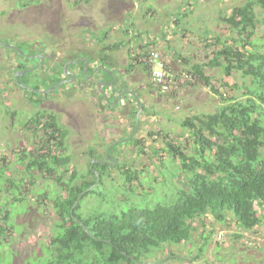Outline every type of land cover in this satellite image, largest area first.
<instances>
[{
	"label": "rangeland",
	"instance_id": "374dc122",
	"mask_svg": "<svg viewBox=\"0 0 264 264\" xmlns=\"http://www.w3.org/2000/svg\"><path fill=\"white\" fill-rule=\"evenodd\" d=\"M247 1L41 0L43 2L41 11L44 13L42 15L34 8L30 11H17L21 7L18 0H0V42L19 47L24 53L29 52L27 55L36 52L35 55L44 58L43 66L32 77L38 80L35 82L40 88L39 91L54 86L51 85V80L56 74L57 77L59 76L60 61L63 57L70 61L86 57L95 62L98 56L103 55L102 53L110 56L109 61L103 62L104 66L106 65V72L96 70L97 66H95L88 74L93 76L99 73V75L94 76L92 80L79 77L73 83L61 85L58 90L45 95L46 97L40 95L42 105L39 107L29 104L28 98L31 94L18 90L12 83L7 82L11 74V66L18 56L12 50L0 46V211H3L6 198H9L8 194H4L5 190L2 191L6 177L19 179L24 176L27 158L19 157L23 154L28 157V151L35 150L36 142L39 140L36 135L33 136L32 130L21 128V125L28 122L39 109L57 115L58 123L68 130L66 154L70 156V164L68 173L63 177L67 179L74 172L83 174L84 170L88 169L87 155L92 152L95 155L93 160H100L102 154L112 144L111 141L126 138L129 125V119L126 118L127 109L122 105L123 101L130 100V97L122 99L109 109L108 101L96 99L94 82L115 76L113 92L116 95L128 84L130 88L131 85L138 86L135 84L140 80L133 79L136 82L134 83L127 75L132 69H141L143 64L136 63L135 67L127 72L133 62L130 55L133 54L132 58L138 54L142 56L152 49L157 50L165 60H168L169 70L173 75H178L179 79L184 75H189L190 78L180 80L182 85L174 86L170 94L159 95L152 87L146 93L147 96L142 95L144 90L141 91L145 113L140 115L141 121L136 135L143 151L139 153L140 148L130 147V144H116L111 156L116 161L119 158L121 163H126L123 171L131 170L138 173L139 183L145 186V192L142 193L135 182L132 186H137L135 196L141 194L138 200L142 205L170 203L169 194L173 183L178 179L169 173L174 169L169 162L170 156L162 151L166 148V142L177 137V141L174 139L171 143L175 141L182 151H190L193 144L189 138H186L187 131L180 125L182 121L196 114L214 112L221 104L219 94L226 93L225 97L234 96L236 91L234 88L230 90L229 86L233 84L242 86L240 74L225 76L220 68L205 66L204 74L210 79L209 83L212 87L218 91L216 94L193 77L190 67L193 64H206L212 58V51L219 48L217 37L221 40H230L233 34L220 17L225 18L233 7L241 6ZM44 4L48 6L47 11ZM57 10H60V17L55 14ZM255 10L261 12L258 7H255ZM1 12H4V15ZM14 12L16 13L13 15ZM122 13H124L123 17ZM258 18L262 20L264 13ZM49 20L55 23L61 21L58 29L62 30L58 32L59 34L57 29L55 30L56 24L51 35L50 30L45 28ZM45 34L49 37L44 36ZM24 39L26 40L23 41ZM252 40L264 50L263 22L257 23ZM117 41L124 50L118 52L117 49H110ZM28 44L33 46L36 44L38 48L29 50ZM69 48L71 50H66ZM61 50L66 51L62 53ZM110 58L113 62H110ZM18 59L21 60L20 57ZM183 60L188 62L185 63ZM27 64L34 66L35 63L32 60ZM225 83L229 86H223ZM6 84L11 88L9 92L4 91ZM237 92L241 96L245 90L240 89ZM140 93L136 91L135 94L142 101ZM133 98L131 101H136ZM130 109L132 111L135 107ZM146 110L150 111V115ZM43 122L45 120L40 121V127H43ZM153 149L157 154H152ZM152 156L154 158H151ZM20 159H23L21 164ZM117 166L118 164L109 169L111 177L102 185L111 188L110 184L114 182L115 187H124V180L121 171L116 170ZM43 175L39 172H33L30 177L25 175L22 183L27 194L26 200L23 204L10 207L13 228L6 233L9 244L0 247V264H35L45 257L56 218L51 201L42 199L39 205H35L33 199L45 189H48L52 197L56 187L53 188L54 192L50 191L49 185L53 184V179L50 175L47 177ZM51 175L53 176L54 173ZM86 178L91 179L90 176ZM150 184L154 185V191L149 190ZM44 193L49 196L47 192ZM127 194L130 196L121 194L120 198L124 199L122 202L131 203L137 198L134 194ZM90 201L93 204V201ZM83 207L81 210L83 213H88L92 209V206H85L84 209ZM123 208L127 209V204L123 205ZM257 211L261 223L252 231L242 229L232 212H225L227 216L220 223H217L211 214L201 217L195 221L197 227L192 233L191 240L187 244L173 246L170 250L174 256L190 259L199 253V248L204 242L201 238L202 234L212 232L206 240L209 246L204 250L201 259L196 262L197 264H264V209L257 208ZM226 223L230 224V227L225 225ZM233 233L239 234L240 238L235 239L230 236ZM218 234L224 236L222 240L216 237ZM159 257L161 258L157 253L152 259ZM217 258L220 260L218 261ZM152 259L149 258L150 261ZM167 261L169 260L167 259L165 264H188L178 260Z\"/></svg>",
	"mask_w": 264,
	"mask_h": 264
},
{
	"label": "trees",
	"instance_id": "16d2710c",
	"mask_svg": "<svg viewBox=\"0 0 264 264\" xmlns=\"http://www.w3.org/2000/svg\"><path fill=\"white\" fill-rule=\"evenodd\" d=\"M255 7L261 12L256 11ZM262 13L264 0H248L241 6L233 7L228 16L220 17L233 34L230 40L217 37L219 48L212 51V58L206 64H193L190 67L193 77L216 94L218 91L212 87L210 79L204 74L205 66L218 67L225 76L240 74L242 86L223 84L225 87L229 86L230 90L234 88L236 95L225 97L226 93L219 94L221 104L214 112L196 114L182 121L180 125L187 131L186 138L193 144L190 151H182L175 141L174 144L171 143V140L177 141V137L166 142V148L162 151L170 156L169 162L174 169L169 173L178 179L172 185L168 200L170 203L142 205L138 200L141 194L135 196V190L139 186L143 193L145 186L139 183L137 172L123 171L126 163H121L119 158L116 170L121 171L124 187H115L114 182L110 184L111 188L102 185L111 177L109 167L99 163L91 167V160L95 155L90 151L87 155L88 169H85L83 174L71 173L65 179L63 175L68 173L70 164V156L66 154L68 130L61 127L55 115L39 109L28 122H24L27 125L32 124L29 129L39 138L36 142L37 152L34 156L27 157L24 176L19 179L6 177L2 189L9 198H6L3 211H0V247L9 244L6 233L13 228L10 207L24 203L27 194L22 182L34 171L45 174V177H52L50 191L56 187L52 197L48 189H45L33 199L35 205H39L42 199L51 201L56 218L45 257L35 264H156L169 255V261L197 264L209 246L206 240L212 232L202 234L204 242L199 248V253L190 259L175 257L170 250L173 246L184 245L191 240L192 233L196 231L197 219L211 214L217 223H220L227 216L225 212H232L242 229L255 230L261 223L257 208L264 209V50L256 45L252 38L257 23H264V18H258ZM149 51L142 56L134 55L127 72L135 67L136 63H143L145 59L149 61ZM19 57L21 60L18 59V62L15 61L11 66L7 82L12 83L16 89L31 94L28 98L29 104L38 106L42 97L20 87L13 79V74L17 71L29 69L27 63L32 61ZM98 60L103 63L109 61V57L99 56ZM77 65L80 67L82 63ZM151 68L149 64L150 71ZM36 73L38 71L21 76L20 83L39 90L36 84L38 80L32 79ZM57 75L51 80V85H55L64 77L62 71L58 77ZM6 85L4 91L9 92L11 88ZM240 89L245 90L241 96L237 92ZM135 112L136 108L131 112L132 121ZM146 112L149 114L150 111ZM41 120H45L43 127H40ZM128 144L130 147L140 148L141 142L133 138L121 145ZM114 149L115 146L110 149V156ZM142 151L140 148L139 153ZM152 154H157V151L153 149ZM19 163H22V159ZM93 170L100 176L99 184L84 193L74 207L78 196L95 183ZM134 182L137 183L136 187L132 186ZM154 189V185L150 184L149 190ZM127 193L134 194L137 198L131 203L122 202L124 199L120 198L121 194L126 196ZM125 204L127 209L123 208ZM82 206L83 209L85 206H92V209L83 213ZM79 223H82L87 231ZM225 225L230 227L228 223ZM230 236L240 238L236 233ZM157 253L161 258L152 259ZM165 263L166 261L161 264Z\"/></svg>",
	"mask_w": 264,
	"mask_h": 264
},
{
	"label": "flooded vegetation",
	"instance_id": "af4514ba",
	"mask_svg": "<svg viewBox=\"0 0 264 264\" xmlns=\"http://www.w3.org/2000/svg\"><path fill=\"white\" fill-rule=\"evenodd\" d=\"M19 2H20V4H21V7L17 10V11H22V10H32V8H34L35 10H39L41 13H42V15L44 14L42 11H41V9L43 8V2H41V0H18ZM38 1V2H37ZM33 2H35L36 4H32ZM44 7L46 8V10L45 11H47L48 10V6H45V4H44ZM13 11H14V9H13ZM16 12H14L13 13V15L15 14ZM1 14L2 15H4V12H1ZM46 14V13H45ZM55 14H56V16L57 17H60V10H57L56 12H55ZM61 23V21H58V22H54L53 20H49L47 23H46V27L45 28H48V30H50V35L52 34V32H53V28H54V24H56V27H55V30L57 29V33L60 31L61 32V28H59L58 29V27H59V24ZM59 32V33H60ZM58 33V34H59ZM44 36H47V37H49V35H44ZM26 39H24L23 41H25ZM47 42H48V40H47ZM46 42V43H47ZM46 46H47V44H46ZM45 46V47H46ZM28 47H29V50H34V49H36V48H38L37 47V45L35 44V46H33V44H28ZM18 49H20V50H22L21 48H19V47H17ZM39 49H42V48H39ZM66 50H71V48H69V49H66ZM66 50H61L62 51V53L64 52V51H66ZM13 52H14V50H12ZM23 51V50H22ZM27 52V51H26ZM42 52V51H41ZM16 53V52H15ZM27 53H29V52H27ZM36 53V52H35ZM35 53L34 54H32V55H35ZM40 54V53H39ZM42 54L43 55H45L43 52H42ZM16 55L18 56L19 54H17L16 53ZM104 55V57H110V56H108V55H105V54H103ZM20 56V55H19ZM19 56H18V58H19ZM45 57H46V55H45ZM18 58L16 59L15 58V60H16V62H18ZM24 58V57H23ZM130 59L131 60H133V58L132 57H130ZM32 60H34V66H30L29 67V69L30 68H33V67H35V66H37L38 64H39V59H32ZM48 60V58H46V61ZM64 60H67L66 62H68V61H70L69 59H64V57H63V59L60 61V64L64 61ZM44 61V60H43ZM65 62V63H66ZM92 62V60L89 58V65H88V70H87V75L89 76L90 74H88L89 72H91L92 70H93V68L95 67V66H97L96 67V69H98L99 67H100V65H97V63H91ZM96 62V61H95ZM64 63V64H65ZM82 63V65L79 67L78 65H71V66H69L68 67V70L71 72V73H76L77 74V78L76 79H78L79 77H81V78H83V76H82V70H83V66H84V62H81ZM81 63H79V64H81ZM64 64L63 65H61L60 67H61V71L63 72V66H64ZM143 66L141 67V69L139 68V69H136V70H134V69H132L131 71V73L130 74H128L127 76L128 77H130V78H132V81H133V79H138V80H140V81H137L138 83L137 84H135V85H138V86H134V85H131V88L130 87H128V86H130L129 84L127 85V87L126 88H124V89H120L119 91H118V94H120V92H122V91H132V92H135L136 93V91H138L139 93L141 92V91H143V94L142 95H145V96H147L146 95V93L148 92V90L150 89V87H152L151 86V83H150V73H151V71L149 70V64H150V68H151V63H150V61H148L147 59H145V61H143ZM107 65H109V64H107ZM43 66V63H42V65L40 66V67H38V69H36V70H34V71H38V70H40V68ZM106 66V65H105ZM134 68V67H133ZM33 72V71H32ZM134 72V74H132ZM1 73V72H0ZM96 75H99V73H97ZM95 74L90 78V79H87V80H92L93 78H94V76H96ZM64 79H66L65 78V76L63 77V78H61L58 82H60V81H62V80H64ZM103 80V79H102ZM76 81V80H75ZM104 82H106V83H108V84H110L112 81H113V78L111 77V76H108V79H104L103 80ZM141 81H143V82H141ZM3 82V81H2ZM57 82V83H58ZM134 83H136L135 81H133ZM56 83V84H57ZM133 83V84H134ZM55 84V85H56ZM96 84H97V82H94V84H93V87H94V92H95V94L94 95H96V99H101L102 101H104L105 100V97L98 91V89H97V87H96ZM54 85V86H55ZM115 85V84H114ZM114 85L113 86H102V90L106 93V95H107V97H108V99H109V103H110V101L112 100H114L116 97H117V95L116 94H114V92H113V89H114ZM27 87V86H26ZM60 88V87H59ZM58 90V89H57ZM140 90V91H139ZM145 92V93H144ZM142 93V92H141ZM141 93H140V98H142V95H141ZM158 94V93H157ZM44 97H46V96H44ZM126 97H130L129 99L130 100H124L123 101V105H122V107H124L125 109H127V114H126V118H128L129 119V125H128V133H127V135L125 136L126 138L127 137H129L130 135H131V133H132V131H133V129H134V126H135V121H136V112H137V109H138V106H137V104H136V102L137 101H131L132 100V98H133V96L132 95H130V94H123L121 97H120V99H119V101H121L122 99H125ZM138 98H139V96H138ZM134 99V98H133ZM118 101V102H119ZM141 103H142V105H143V107H142V111H141V113H140V115L142 114L143 115V113H145V104H144V100H143V98H142V101H141ZM41 105H42V103L41 102H39V104H38V106L39 107H41ZM104 106V105H103ZM108 106H110V108L109 109H112L111 107V105L109 104ZM132 107H135L136 108V112H135V117H134V123H132V114H131V109L130 108H132ZM130 109V110H129ZM42 111H45V112H48V113H50L48 110H42ZM35 114V113H34ZM51 114H53V113H51ZM53 115H55V114H53ZM55 117H56V120H57V115H55ZM139 121H141V116H139ZM139 121H138V127H139ZM58 122V121H57ZM36 124V121H34V125ZM30 125H32L31 123L29 124V125H27V124H23V125H21V128L23 127L24 129L25 128H29V126ZM133 126V127H132ZM138 127H137V129H138ZM30 130H32V129H30ZM33 131V130H32ZM136 133H137V130H136ZM136 133L134 134V136H133V138H137V135H136ZM33 136L35 137V134L33 133ZM32 136V137H33ZM32 137H30V138H32ZM132 138V139H133ZM113 142H116V140L115 141H111L110 143H112L113 144ZM35 143V142H34ZM36 147V146H35ZM36 152H37V149H35V150H33V151H28V157H30V155H35L36 154ZM110 152V151H109ZM33 155V156H34ZM23 157V159H26L27 157H26V154H23L22 156H20L19 158H22ZM109 157L110 158H112L113 159V157L112 156H110L109 155ZM22 159V160H23ZM100 160H102V161H104L105 163H99V164H101V165H105V166H108L109 167V169H111V168H113V167H115L117 164H118V162H117V164L116 165H114L113 167H112V165H113V163L111 162V161H105V154L103 155V157H101L100 158ZM35 172V171H34Z\"/></svg>",
	"mask_w": 264,
	"mask_h": 264
},
{
	"label": "water",
	"instance_id": "95a60500",
	"mask_svg": "<svg viewBox=\"0 0 264 264\" xmlns=\"http://www.w3.org/2000/svg\"><path fill=\"white\" fill-rule=\"evenodd\" d=\"M0 46H2L4 48H7L9 50H14V52H16L17 54H19L21 57H24V58H27V59H39L40 62H39V64L37 66H35L33 68H30V69L17 71L13 75V79L16 82V84H18L22 88H27L29 91L34 92V93H36L38 95H43V96L44 95H47L48 93H52V92L56 91L57 89H59V87L61 85L65 84V83H69L70 84V83L75 82V80L77 78V74L76 73H71L68 70V67L71 66V65H77V64H79L81 62H84V66H83V70H82V76H83V78L87 80V79H90L92 77V74H90L89 76L87 75L89 60L86 57H82V58H79V59H76V60H73V61H68V62H66L64 64V66H63V74H64V76H65L66 79L58 82L52 88H49V89H47L45 91H39V90H35V89L31 88V87H26V86H24V85H22L20 83L19 78L21 76H24L26 73H30V72L38 69V67H40L42 65V63H43V60H44L43 56H40V55H27V53H24L22 50L14 47V46L4 44L2 42H0ZM96 70L103 71V72H106L107 71L106 68H105V66H104V63H101L100 64V67L98 69H96ZM115 82H116V77L115 76H113V81L110 84L104 82L103 80L97 81L96 87H97L98 91L105 97V100L108 101V102H109V99H108L106 93L102 90V86H113L115 84ZM125 93L126 94L128 93V94L132 95L136 99V101H137L138 109H137V112H136V123H135L134 129H133V131H132V133H131V135L129 137L124 138V139H121V140H118L116 142H113V144H110L109 147L107 148V150L105 152V161H111L113 163L112 167L117 164V161L109 157V151H110V149L112 147L116 146V144L117 145H120L122 143H126V142H128L129 140H131L133 138L134 134L136 133L137 127H138L139 116H140V113H141L142 107H143V105L141 103V100L132 91H122V92H120V94L117 95V97L115 98V100L113 102H110L109 104L111 106L116 105L118 103L120 97L123 94H125ZM95 163H105V162L102 161V160H92L91 167ZM92 172L96 176L95 183L91 187H89L85 192H83L82 194H80L78 196V198H77V200H76V202L74 204V207L76 206V204L78 203L79 199L82 197V195L84 193H86L88 191H91L94 187H96L99 184V182H100V176H99L98 172L95 171V170H93ZM71 213H72V211H71ZM79 224L82 227H84L82 223H79ZM84 229L87 231L86 227H84ZM170 257L171 256L169 255L166 258L162 259L161 261L157 262L156 264H161V263L165 262L167 259H169ZM175 257H178V256H175ZM178 258L183 259L182 257H178ZM141 264H143V263H141ZM189 264H191V263H189Z\"/></svg>",
	"mask_w": 264,
	"mask_h": 264
},
{
	"label": "built area",
	"instance_id": "2783aa9c",
	"mask_svg": "<svg viewBox=\"0 0 264 264\" xmlns=\"http://www.w3.org/2000/svg\"><path fill=\"white\" fill-rule=\"evenodd\" d=\"M149 61L152 65L150 73V83L154 90L157 91L159 95L170 94L174 86H180L182 82L189 79V76H181V79L177 78L175 74L169 70L170 64L168 60H165L161 53L157 50L152 49L149 51ZM218 239L223 238L222 234L216 236Z\"/></svg>",
	"mask_w": 264,
	"mask_h": 264
},
{
	"label": "crops",
	"instance_id": "0c3cea01",
	"mask_svg": "<svg viewBox=\"0 0 264 264\" xmlns=\"http://www.w3.org/2000/svg\"><path fill=\"white\" fill-rule=\"evenodd\" d=\"M124 16V13H122V17ZM120 27V26H119ZM118 28V27H117ZM125 34V33H124ZM157 44H159V41L157 40L156 41V45ZM158 46V45H157ZM110 49H112V50H115V49H117L118 50V52H119V50H124L123 49V47L121 46V44H120V42L118 43V41L116 42V43H114L112 46H111V48ZM129 52V51H128ZM133 53V52H132ZM102 54H104V53H102ZM129 55H130V53H129ZM133 55V54H132ZM132 55H130L131 57H132ZM102 56H104V55H102ZM129 56V57H130ZM99 57V56H98ZM110 62H113V59L112 58H110ZM95 63H97V65H100L101 64V61L100 60H98V58H97V60H96V62ZM175 76H176V74H175ZM177 78H178V75H177ZM180 79H181V77H180ZM182 85V84H181ZM232 235V234H231ZM242 240V239H241ZM251 243H253V241H251Z\"/></svg>",
	"mask_w": 264,
	"mask_h": 264
},
{
	"label": "clouds",
	"instance_id": "9594fccd",
	"mask_svg": "<svg viewBox=\"0 0 264 264\" xmlns=\"http://www.w3.org/2000/svg\"><path fill=\"white\" fill-rule=\"evenodd\" d=\"M187 76H189V75H187ZM190 78V77H189Z\"/></svg>",
	"mask_w": 264,
	"mask_h": 264
}]
</instances>
